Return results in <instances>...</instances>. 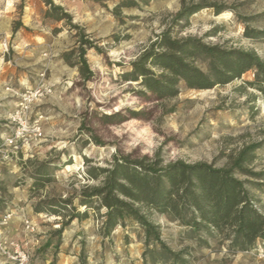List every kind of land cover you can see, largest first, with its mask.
Returning <instances> with one entry per match:
<instances>
[{
    "label": "clouds",
    "instance_id": "9594fccd",
    "mask_svg": "<svg viewBox=\"0 0 264 264\" xmlns=\"http://www.w3.org/2000/svg\"><path fill=\"white\" fill-rule=\"evenodd\" d=\"M0 264H264V0H0Z\"/></svg>",
    "mask_w": 264,
    "mask_h": 264
}]
</instances>
